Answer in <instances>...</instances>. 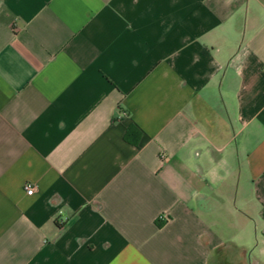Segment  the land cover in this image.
<instances>
[{"label":"crops","instance_id":"crops-1","mask_svg":"<svg viewBox=\"0 0 264 264\" xmlns=\"http://www.w3.org/2000/svg\"><path fill=\"white\" fill-rule=\"evenodd\" d=\"M0 264H264V0H0Z\"/></svg>","mask_w":264,"mask_h":264},{"label":"trees","instance_id":"trees-1","mask_svg":"<svg viewBox=\"0 0 264 264\" xmlns=\"http://www.w3.org/2000/svg\"><path fill=\"white\" fill-rule=\"evenodd\" d=\"M139 132L137 131V129L134 127V126H130L129 128H128V130H127V140L128 141H130V138L131 137H137V136H139ZM159 226H161L160 224H159Z\"/></svg>","mask_w":264,"mask_h":264},{"label":"built area","instance_id":"built-area-1","mask_svg":"<svg viewBox=\"0 0 264 264\" xmlns=\"http://www.w3.org/2000/svg\"><path fill=\"white\" fill-rule=\"evenodd\" d=\"M25 189L28 195H33L34 186L32 184H26ZM159 220H163V218L160 217Z\"/></svg>","mask_w":264,"mask_h":264}]
</instances>
